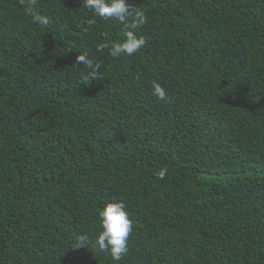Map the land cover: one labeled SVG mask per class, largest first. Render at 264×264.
Listing matches in <instances>:
<instances>
[{"label":"trees","instance_id":"16d2710c","mask_svg":"<svg viewBox=\"0 0 264 264\" xmlns=\"http://www.w3.org/2000/svg\"><path fill=\"white\" fill-rule=\"evenodd\" d=\"M39 3L47 26L0 0V264H264V0H129L148 17L131 57L97 50L119 21ZM83 52L103 63L87 83ZM118 201L114 261L95 240Z\"/></svg>","mask_w":264,"mask_h":264},{"label":"clouds","instance_id":"9594fccd","mask_svg":"<svg viewBox=\"0 0 264 264\" xmlns=\"http://www.w3.org/2000/svg\"><path fill=\"white\" fill-rule=\"evenodd\" d=\"M24 12L32 18L34 24L47 26L50 17L40 11L39 0H20ZM81 9L91 12L92 17H100L105 20H116L125 26L124 38L110 43L99 45L98 51L109 50V55L119 57L121 54L131 57L138 53L147 44V38L138 35L139 30L148 23L146 13L134 7L129 0H83ZM80 9V10H81ZM95 19L87 21L90 28L95 24ZM87 31V29H85ZM77 65L83 64L88 70L87 74H81V81L87 83L93 78H98V73L103 66L102 60H94L86 52L80 53L76 58ZM152 95L159 100H165L169 93L167 88L159 82L153 81ZM167 168H162L156 175L164 179ZM100 228L95 240L96 246L101 251L110 250L112 259L119 261L128 253L129 237L133 232V220L127 211V204L124 201L108 202L98 212ZM88 239L82 235L79 240L81 247Z\"/></svg>","mask_w":264,"mask_h":264}]
</instances>
